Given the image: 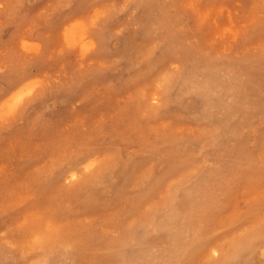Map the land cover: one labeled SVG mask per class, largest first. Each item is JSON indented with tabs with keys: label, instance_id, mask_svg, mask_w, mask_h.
<instances>
[{
	"label": "rangeland",
	"instance_id": "374dc122",
	"mask_svg": "<svg viewBox=\"0 0 264 264\" xmlns=\"http://www.w3.org/2000/svg\"><path fill=\"white\" fill-rule=\"evenodd\" d=\"M141 3L0 0V76L39 81L32 101L36 117L0 115V264H75L79 250L83 264H134L118 246L148 244L157 232L154 213L179 204L182 184L201 170L213 175L212 158L231 151L225 104L235 89L238 106L251 105L252 83L242 77L219 92L211 75L214 65L264 55V0H171L184 14V31L159 34L164 24L152 21L145 42ZM181 47L192 63L188 70L182 69ZM207 60L210 75L193 69ZM222 76L221 82H231L227 72ZM256 79L264 80V67H257ZM186 84L194 93L199 89L200 98L167 99L170 89ZM123 136L132 177L126 185L101 180L91 191L76 189L80 176L118 161L119 148L105 146ZM69 147L83 164L71 163L77 158L65 155ZM143 147L178 150L171 159L156 154L147 165L140 158ZM53 168L50 181L46 174ZM150 168L157 170L156 181H164L152 193L145 191L146 180H137ZM186 188L193 192L189 207L204 210L199 216L207 214L208 223L184 264H220L229 241L244 242L249 233L261 236L251 264H264V173L249 166L218 193L215 205L205 206L196 188ZM174 228L179 242L180 222ZM162 255L169 264L170 253ZM136 264L147 263L137 256Z\"/></svg>",
	"mask_w": 264,
	"mask_h": 264
},
{
	"label": "bare ground",
	"instance_id": "6f19581e",
	"mask_svg": "<svg viewBox=\"0 0 264 264\" xmlns=\"http://www.w3.org/2000/svg\"><path fill=\"white\" fill-rule=\"evenodd\" d=\"M141 1V6L143 7V24L145 26V29L143 28V33L146 39L141 41H148L149 35L147 33L148 31H152L150 26L152 21L164 24L158 32L159 34L168 35L174 30L184 31V14L180 9L175 8L174 4L170 3L171 0H139V3ZM78 31L81 38H86L84 35L86 30L83 27H79ZM183 40L184 38L180 40V45L184 46L185 42ZM124 48L125 42L122 43L120 51L122 52ZM135 49L137 54L142 52L138 47H135ZM181 50L184 54L182 69L188 70L192 65L189 54L184 51L183 47H181ZM219 65H214L217 69L216 72L211 75L212 86L216 87L219 92L226 90L228 87L231 90L237 79L247 77L248 81L252 83L251 91L248 92L249 95H251L250 100L252 104L238 106L237 91L234 89L231 102L225 104V108H227V111H230V114L229 122L223 128L228 136H232L229 144L231 151L226 153L220 152L212 158V160L215 161L216 172L209 176L203 170L200 172L198 171L191 182H184L180 187L181 195L184 198L179 204L172 203L167 212L156 211L154 213V225L157 232L149 237L148 244L139 242L132 246L125 244H120L118 246L119 254L132 260L134 264H136L137 256L142 257L147 264H164L162 252L165 251L170 253V255H168L169 264H184V262L188 261L192 254H194L195 251L193 250L197 249V244L203 240L201 237L204 236L205 226L208 223V216L207 214H205V216H199L200 214H204V210L201 212V210H194L189 207L188 203L190 200L193 201V192L189 191L186 187L196 188L197 191L195 195L199 196L203 204H206L205 206L215 205L217 203L216 196L218 193L228 190L235 177L248 170L249 166L256 167L258 172L264 173V80L258 81V79H256L257 67H264V55L261 54L259 57H244L239 63L231 62L229 64ZM193 69L200 70L206 76L210 75V60L204 61L198 66L194 65ZM222 72L228 73L231 82L227 84L221 82L223 78ZM187 79V76L183 78L184 81H187ZM38 85L39 81L30 79V77L25 79H14L0 76V115L4 113L23 114L24 120L30 117H36L32 101L33 94L36 93V87ZM185 86L186 87L183 89H170L167 94V99H174L181 102L184 99L183 97L189 94L188 97L197 95L200 98L202 93L199 89L198 93H194V86L191 84H186ZM125 144H128V139L124 136L122 140L109 141L105 147L117 146L119 148L118 161H115L116 163L113 162L111 165H104L101 167L95 166L85 177L80 176L78 178L75 183V188L78 190L83 188L84 190L91 191L101 180L107 186L114 185L115 187H122L126 185L127 179L132 177L130 170L126 168V160H123L124 151H122L121 148ZM177 150L178 148L166 150L162 147H143L140 158L147 165L149 163L153 164L156 154H167L168 158L171 159V157H175ZM68 153H70V160L77 158L71 161V163L83 164V160L81 157L77 156V151H74L73 148L69 147L65 151V155ZM91 158L90 156L88 159ZM52 167H56L57 169L60 168L58 164ZM223 167H226V173L222 175ZM53 170L56 169L53 168ZM156 172L157 170L155 168H150L137 175V180L140 179L141 182L143 180L147 181L145 191L150 192L154 185L156 186L164 182L154 179L153 176ZM56 173L57 170L52 175L47 173L46 176L49 177L47 179L51 181ZM71 175L77 176L76 171L72 172ZM132 176H134V173ZM152 191L150 193H152ZM169 191L171 195V187ZM179 207L184 208L182 213H177ZM199 207L201 208V206ZM20 220L23 221V219ZM176 222H180L181 228L179 242L176 241V229L174 228ZM39 236L40 235H36L38 238ZM246 237L247 239H245L244 242L233 239L232 241L234 242L229 241L228 247L230 248L228 251L223 252L220 264H251L252 257L258 250L261 236L257 233H249ZM10 242L12 243V241ZM39 247L40 246L37 248ZM209 249L214 250L215 248L211 246ZM84 253L85 252L79 250L78 254L74 257L75 264H83L81 261L83 260ZM241 257L244 258L243 262L239 261ZM37 258L38 257L35 259Z\"/></svg>",
	"mask_w": 264,
	"mask_h": 264
}]
</instances>
